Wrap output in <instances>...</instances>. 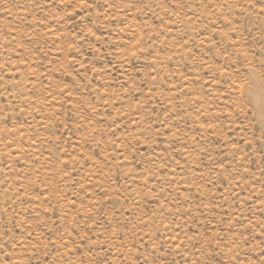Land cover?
<instances>
[{
  "label": "rangeland",
  "instance_id": "rangeland-1",
  "mask_svg": "<svg viewBox=\"0 0 264 264\" xmlns=\"http://www.w3.org/2000/svg\"><path fill=\"white\" fill-rule=\"evenodd\" d=\"M0 264H264V0H0Z\"/></svg>",
  "mask_w": 264,
  "mask_h": 264
}]
</instances>
